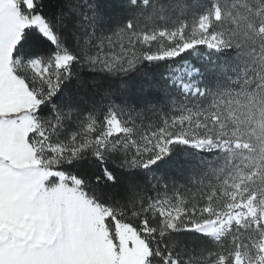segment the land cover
Wrapping results in <instances>:
<instances>
[{
	"label": "snow or ice",
	"instance_id": "obj_1",
	"mask_svg": "<svg viewBox=\"0 0 264 264\" xmlns=\"http://www.w3.org/2000/svg\"><path fill=\"white\" fill-rule=\"evenodd\" d=\"M0 264H264V0H0Z\"/></svg>",
	"mask_w": 264,
	"mask_h": 264
}]
</instances>
